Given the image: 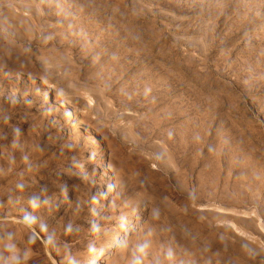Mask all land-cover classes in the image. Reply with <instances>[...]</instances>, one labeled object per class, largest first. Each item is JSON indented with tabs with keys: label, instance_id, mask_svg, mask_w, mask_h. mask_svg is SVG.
<instances>
[{
	"label": "rangeland",
	"instance_id": "rangeland-1",
	"mask_svg": "<svg viewBox=\"0 0 264 264\" xmlns=\"http://www.w3.org/2000/svg\"><path fill=\"white\" fill-rule=\"evenodd\" d=\"M130 216L103 264H264V0H0V264Z\"/></svg>",
	"mask_w": 264,
	"mask_h": 264
},
{
	"label": "bare ground",
	"instance_id": "bare-ground-1",
	"mask_svg": "<svg viewBox=\"0 0 264 264\" xmlns=\"http://www.w3.org/2000/svg\"><path fill=\"white\" fill-rule=\"evenodd\" d=\"M73 116L75 117V115H73ZM90 135H91L92 139L96 138L93 133H90ZM96 154L97 153H96L94 147L91 145L89 147L88 153L86 154V157L84 158V160H83V162L81 164V170L83 172H88L89 171V169L91 167V164L93 163V161L96 158ZM101 155L102 156H101V163H100L101 166H100V168L103 169V175L106 176V174L109 175V174H111V172H110V170L108 168L106 154L102 153ZM88 216H89L88 217V221L94 220L96 218V216H97V210L95 208L92 209V211H90ZM137 224H138L137 223V219L134 218V216H130L124 223H122L120 225L119 228H117L115 230L114 234L112 236H110V238H108L106 240V242L102 245V247H100L95 252L93 251V256L90 259H87L83 264H103L104 260L106 259L105 257L107 255L110 256L114 252V250L119 247L121 242L126 238V235L129 234L132 230H134L137 227Z\"/></svg>",
	"mask_w": 264,
	"mask_h": 264
}]
</instances>
